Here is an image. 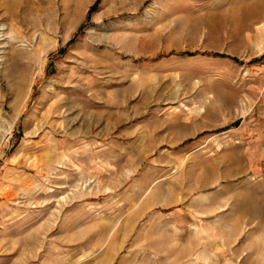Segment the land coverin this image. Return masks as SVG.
I'll return each instance as SVG.
<instances>
[{
    "label": "rangeland",
    "instance_id": "rangeland-1",
    "mask_svg": "<svg viewBox=\"0 0 264 264\" xmlns=\"http://www.w3.org/2000/svg\"><path fill=\"white\" fill-rule=\"evenodd\" d=\"M0 264H264V0H0Z\"/></svg>",
    "mask_w": 264,
    "mask_h": 264
},
{
    "label": "trees",
    "instance_id": "trees-1",
    "mask_svg": "<svg viewBox=\"0 0 264 264\" xmlns=\"http://www.w3.org/2000/svg\"><path fill=\"white\" fill-rule=\"evenodd\" d=\"M90 11H91V9H90ZM215 57H224V55H222V54H217V53H214L213 54Z\"/></svg>",
    "mask_w": 264,
    "mask_h": 264
}]
</instances>
